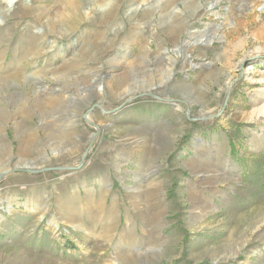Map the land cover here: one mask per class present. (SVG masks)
<instances>
[{
	"label": "rangeland",
	"instance_id": "rangeland-1",
	"mask_svg": "<svg viewBox=\"0 0 264 264\" xmlns=\"http://www.w3.org/2000/svg\"><path fill=\"white\" fill-rule=\"evenodd\" d=\"M3 170L0 264H264V0H0Z\"/></svg>",
	"mask_w": 264,
	"mask_h": 264
},
{
	"label": "bare ground",
	"instance_id": "bare-ground-1",
	"mask_svg": "<svg viewBox=\"0 0 264 264\" xmlns=\"http://www.w3.org/2000/svg\"><path fill=\"white\" fill-rule=\"evenodd\" d=\"M105 0H100V3H103ZM155 87L150 86L149 88L146 89L147 92H151L152 90H154Z\"/></svg>",
	"mask_w": 264,
	"mask_h": 264
},
{
	"label": "water",
	"instance_id": "water-1",
	"mask_svg": "<svg viewBox=\"0 0 264 264\" xmlns=\"http://www.w3.org/2000/svg\"><path fill=\"white\" fill-rule=\"evenodd\" d=\"M7 171H8V170H3V171L0 173V177H1L3 174L7 173Z\"/></svg>",
	"mask_w": 264,
	"mask_h": 264
}]
</instances>
